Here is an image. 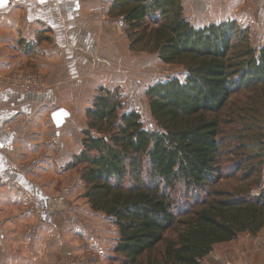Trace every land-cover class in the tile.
Wrapping results in <instances>:
<instances>
[{"label":"trees","instance_id":"obj_1","mask_svg":"<svg viewBox=\"0 0 264 264\" xmlns=\"http://www.w3.org/2000/svg\"><path fill=\"white\" fill-rule=\"evenodd\" d=\"M109 16L124 19L132 51L183 67L185 79L148 88L153 131L120 112L119 91L101 89L69 168L117 229L121 264H201L216 245L264 229V44L256 50L234 21L196 28L182 0H115ZM242 94L248 104L225 122L241 128L223 135L221 114ZM225 176L241 183L235 193L217 188Z\"/></svg>","mask_w":264,"mask_h":264},{"label":"crops","instance_id":"obj_2","mask_svg":"<svg viewBox=\"0 0 264 264\" xmlns=\"http://www.w3.org/2000/svg\"><path fill=\"white\" fill-rule=\"evenodd\" d=\"M101 1L0 0V264H64L70 255L103 264L118 239L111 240V220L91 210L80 175L69 166L83 150L87 110L99 91L147 92L152 54L132 51L113 18L92 17ZM252 1L258 5L252 13L245 10L248 0L182 4L196 28L237 22L260 50L264 0ZM20 69L37 71L45 88H18L12 80ZM58 109L69 113L61 128L51 118ZM63 188H69L68 208L53 210ZM201 264H264V229L216 245Z\"/></svg>","mask_w":264,"mask_h":264},{"label":"rangeland","instance_id":"obj_3","mask_svg":"<svg viewBox=\"0 0 264 264\" xmlns=\"http://www.w3.org/2000/svg\"><path fill=\"white\" fill-rule=\"evenodd\" d=\"M257 6L258 5L255 4V2H253L252 0H248V3H247V6L245 7V10H246V12L252 13V12H254V10L257 9ZM249 36L251 37V32H249ZM149 56H150L149 57L150 58V65L148 66L147 73H146L147 75L145 77V79H146L145 85L148 88L150 86L159 84L158 78H159V76H162V75H164L166 78H170V79H174V78H178L180 80L185 79L184 74L186 73V70L183 67L165 65L162 62H160V59L157 58V56H152V55H149ZM31 74L32 75L37 74L39 76V78L41 79L40 84H41V86L43 85V87L41 89H40V87H37V88H32V90H26V89H21L18 85H17V87L20 88L21 90L26 91V92L42 91L45 88V84H44L42 76L37 71L28 70V69H26V70L20 69L17 72L16 77L21 76V75L29 76ZM160 83H162V82H160ZM143 90H144L143 88H139V89L137 88L134 91H130V92L126 93V96H123L121 93L120 95H122V98H121L122 108H121L120 112L121 113L126 112L128 110V108L131 107V104H132V107H138L140 110H142V113H141L142 114V122H143L145 129L152 130V131L157 130L158 127L156 126V122L154 121V119L151 117V114H150V110H149V106H148V99L145 95L146 92L143 93L144 92ZM138 95L140 96V98L135 99V96H138ZM123 103H124V105H123ZM247 104H248V101H247L246 94L236 95L230 100V103L228 104L227 108L221 114L222 134L223 135L224 134L225 135L226 134H232L233 132H235L241 128L240 124L229 125V124H226L225 122H228V118L230 116L231 117L233 116L234 118L240 117V115L237 112H235V114L233 115V112L237 110V107L242 106V105H247ZM86 122L88 123L87 118H86ZM223 162H225V171L226 172H228V171L230 172V170L234 169V167H233L234 163L232 161H230V159H225ZM76 174H79V169L78 170L76 169ZM240 185H241V183L238 182V178L233 179V178H229V177L225 176V178L219 183L217 188H219V190H224L226 192L235 193L237 191L236 189L240 188ZM69 188H63V190H61L59 195L53 199V203H52V209L53 210L64 211L68 208L67 204H66V200H65V195L69 191ZM176 195L184 198V196L186 194H185V191H184L182 186L179 187V190H178V192H176ZM60 197H63V201L60 199ZM105 222H107L106 219H105ZM111 222L109 221L106 224H107L108 234L110 233V236H111L110 238L112 240V238H114L115 235L118 238V234H117V229L115 228V226ZM84 228H85L86 233L92 234V229L90 227L84 225ZM117 240L115 241L116 243H117ZM115 246H116V244H114L113 247L109 250L108 253L110 255L109 256L107 255V258L103 262V264H121L120 260L115 259L116 258V255L114 254ZM89 258H91V257H89ZM89 258H87L86 256L70 255V256H67L65 258L64 264H78L80 262H83L84 264H89L90 263V261L88 260ZM93 260L91 263H95L96 260L95 261H93Z\"/></svg>","mask_w":264,"mask_h":264},{"label":"built area","instance_id":"obj_4","mask_svg":"<svg viewBox=\"0 0 264 264\" xmlns=\"http://www.w3.org/2000/svg\"><path fill=\"white\" fill-rule=\"evenodd\" d=\"M111 8V2L110 0H102L101 4L99 6V8L97 10H95L92 13V17L98 20H107L110 18L109 16V10ZM114 24L117 26V28L119 29H125L126 28V24L123 18H115L113 19ZM170 78H166L164 75L159 76L158 80L159 83L160 82H166L168 81ZM41 79L39 78V76L37 74L34 75H29V76H18V77H14L12 80L13 84L18 85L21 89H26V90H32V88H37L40 87V89L43 87V85L41 86L40 84ZM140 96H135V99H139ZM124 105V103H123ZM128 112H136L140 115L141 120H142V110H140L138 107H131L128 108L127 110ZM53 141H56L55 138H53ZM60 199L63 201V197H60ZM36 227H32L30 229V232L33 234L36 232ZM78 264H84L83 262H80Z\"/></svg>","mask_w":264,"mask_h":264},{"label":"water","instance_id":"obj_5","mask_svg":"<svg viewBox=\"0 0 264 264\" xmlns=\"http://www.w3.org/2000/svg\"><path fill=\"white\" fill-rule=\"evenodd\" d=\"M69 117V113L65 109H58L52 113V121L57 128H61Z\"/></svg>","mask_w":264,"mask_h":264}]
</instances>
